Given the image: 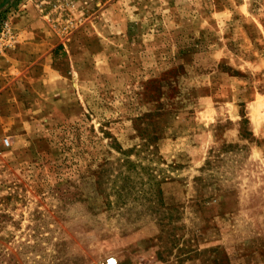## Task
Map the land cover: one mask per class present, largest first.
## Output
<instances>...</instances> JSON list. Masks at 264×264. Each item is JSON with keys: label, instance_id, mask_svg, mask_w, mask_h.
Wrapping results in <instances>:
<instances>
[{"label": "rangeland", "instance_id": "obj_1", "mask_svg": "<svg viewBox=\"0 0 264 264\" xmlns=\"http://www.w3.org/2000/svg\"><path fill=\"white\" fill-rule=\"evenodd\" d=\"M4 20L0 264H264V0Z\"/></svg>", "mask_w": 264, "mask_h": 264}, {"label": "built area", "instance_id": "obj_2", "mask_svg": "<svg viewBox=\"0 0 264 264\" xmlns=\"http://www.w3.org/2000/svg\"><path fill=\"white\" fill-rule=\"evenodd\" d=\"M16 36L9 20L0 22V55L15 44ZM103 264H119L117 257H109Z\"/></svg>", "mask_w": 264, "mask_h": 264}, {"label": "trees", "instance_id": "obj_3", "mask_svg": "<svg viewBox=\"0 0 264 264\" xmlns=\"http://www.w3.org/2000/svg\"><path fill=\"white\" fill-rule=\"evenodd\" d=\"M122 150H124L123 148H122ZM125 152V151H124ZM123 158H125V162L127 163V162H131L132 161V159H130V157H123ZM120 159H122V158H120Z\"/></svg>", "mask_w": 264, "mask_h": 264}, {"label": "water", "instance_id": "obj_4", "mask_svg": "<svg viewBox=\"0 0 264 264\" xmlns=\"http://www.w3.org/2000/svg\"><path fill=\"white\" fill-rule=\"evenodd\" d=\"M0 3H1V0H0Z\"/></svg>", "mask_w": 264, "mask_h": 264}]
</instances>
